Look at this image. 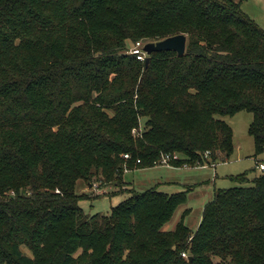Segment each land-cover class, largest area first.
<instances>
[{"label": "trees", "instance_id": "trees-1", "mask_svg": "<svg viewBox=\"0 0 264 264\" xmlns=\"http://www.w3.org/2000/svg\"><path fill=\"white\" fill-rule=\"evenodd\" d=\"M180 33V57L129 53ZM245 111L259 156L264 30L234 0H0V264H264V172L217 189L195 232L189 209L166 229L188 190L126 188L91 216L78 192L168 154L215 167Z\"/></svg>", "mask_w": 264, "mask_h": 264}, {"label": "rangeland", "instance_id": "rangeland-1", "mask_svg": "<svg viewBox=\"0 0 264 264\" xmlns=\"http://www.w3.org/2000/svg\"><path fill=\"white\" fill-rule=\"evenodd\" d=\"M234 1L240 3L241 10L245 15L264 30V0ZM223 119L234 130L235 149L227 162H221L215 168L205 164L196 167L187 166L188 168L184 166L185 168L180 167V169L154 166L148 169L124 171L126 181L120 187L105 184L101 180H94L93 185L83 184L81 189L80 185L78 187V192L90 195V199L80 202L81 207L90 216L97 213L107 215L111 212L112 207L130 196V193L124 192L126 188L143 192L156 186L160 191L168 194L188 190L187 201L178 207L166 229H174L182 219L185 210L189 209L184 217V223L189 226L192 232L197 231L201 224L204 206L213 200L217 189L238 186L239 182L235 177L248 174L250 180H252L262 173L255 167L257 166L256 160L264 161V152L259 156H255V144L249 134L248 126L252 122L253 114L245 111L233 116L223 117ZM144 122V119L140 122L139 128L142 131ZM164 182L170 183L160 184ZM97 186L102 190L107 189L106 193L99 194L95 189ZM96 196L99 198H95Z\"/></svg>", "mask_w": 264, "mask_h": 264}, {"label": "water", "instance_id": "water-1", "mask_svg": "<svg viewBox=\"0 0 264 264\" xmlns=\"http://www.w3.org/2000/svg\"><path fill=\"white\" fill-rule=\"evenodd\" d=\"M187 42H188V37L184 33L169 36L157 42L149 41V43H146L143 47L144 52L147 53L145 66H147L151 61V55L154 52L165 51V50L175 51L179 57L186 54ZM192 259H193L192 256L189 257L190 262L192 261Z\"/></svg>", "mask_w": 264, "mask_h": 264}, {"label": "built area", "instance_id": "built-area-1", "mask_svg": "<svg viewBox=\"0 0 264 264\" xmlns=\"http://www.w3.org/2000/svg\"><path fill=\"white\" fill-rule=\"evenodd\" d=\"M146 43H144L143 41H138V42H134L131 46H130V49H129V53L131 54H136L137 55V58L141 61H145L146 58H147V53L144 52L143 50V47ZM134 131V134H139L140 131H138L137 129L136 130H133ZM209 153H206V156H208ZM125 158H129L130 156L128 154H125L124 155ZM179 159V155L177 154H168V155H163L161 157V159L156 162L155 166H161V167H174V164H173V161H176ZM140 160H138L139 162ZM187 166V165H185ZM200 166H204V165H200ZM256 168L260 171V172H264V162L262 163H257V166ZM126 172H129L130 170H128L127 168L125 169ZM109 188V187H108ZM95 189L97 190V192L99 194H104L106 193L107 189H99L98 186L95 187ZM183 256L184 257H187L188 258V255L183 253Z\"/></svg>", "mask_w": 264, "mask_h": 264}, {"label": "crops", "instance_id": "crops-1", "mask_svg": "<svg viewBox=\"0 0 264 264\" xmlns=\"http://www.w3.org/2000/svg\"><path fill=\"white\" fill-rule=\"evenodd\" d=\"M252 120H253V119H252ZM229 160H230V159H229ZM221 162H227V161H219L217 164H219V163H221ZM259 162L262 163V162H264V161L256 160V163H259ZM217 164H216V165H217ZM216 165H215V167H216ZM186 167H187V166H186ZM211 167H212V166H211ZM215 167H214V168H215ZM165 168H166V167H165ZM168 168H170V169H172V168L176 169L177 167H168ZM184 168H185V167H184ZM184 168H183V169H184ZM187 168H188V167H187ZM255 168H256V167H255ZM178 169H180V168H178ZM169 183H170V182H164V183H160V184H169Z\"/></svg>", "mask_w": 264, "mask_h": 264}]
</instances>
